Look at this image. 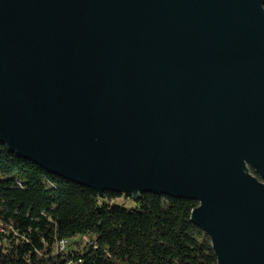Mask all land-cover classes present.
<instances>
[{"label":"water","instance_id":"1","mask_svg":"<svg viewBox=\"0 0 264 264\" xmlns=\"http://www.w3.org/2000/svg\"><path fill=\"white\" fill-rule=\"evenodd\" d=\"M0 142L264 264V0H0Z\"/></svg>","mask_w":264,"mask_h":264},{"label":"trees","instance_id":"2","mask_svg":"<svg viewBox=\"0 0 264 264\" xmlns=\"http://www.w3.org/2000/svg\"><path fill=\"white\" fill-rule=\"evenodd\" d=\"M69 181L0 142V264H218L191 220L198 202ZM66 241L64 248L61 242Z\"/></svg>","mask_w":264,"mask_h":264},{"label":"rangeland","instance_id":"3","mask_svg":"<svg viewBox=\"0 0 264 264\" xmlns=\"http://www.w3.org/2000/svg\"><path fill=\"white\" fill-rule=\"evenodd\" d=\"M116 203L120 205L121 204L126 205L127 207L134 206V201H132L131 199H128L126 195H122L121 197L117 198Z\"/></svg>","mask_w":264,"mask_h":264},{"label":"built area","instance_id":"4","mask_svg":"<svg viewBox=\"0 0 264 264\" xmlns=\"http://www.w3.org/2000/svg\"><path fill=\"white\" fill-rule=\"evenodd\" d=\"M65 245H66V241H62V242H61V248H64Z\"/></svg>","mask_w":264,"mask_h":264}]
</instances>
